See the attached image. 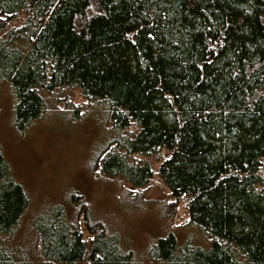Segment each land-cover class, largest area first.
<instances>
[{"label":"trees","instance_id":"trees-1","mask_svg":"<svg viewBox=\"0 0 264 264\" xmlns=\"http://www.w3.org/2000/svg\"><path fill=\"white\" fill-rule=\"evenodd\" d=\"M0 80L19 132L42 117L45 93L105 104L101 173L138 189L156 173L211 238L170 232L151 259L264 264V0H0ZM29 206L0 144V264H32L6 245ZM85 225L87 237L60 205L34 218L41 259L138 264L101 222Z\"/></svg>","mask_w":264,"mask_h":264},{"label":"rangeland","instance_id":"rangeland-1","mask_svg":"<svg viewBox=\"0 0 264 264\" xmlns=\"http://www.w3.org/2000/svg\"><path fill=\"white\" fill-rule=\"evenodd\" d=\"M16 100L10 84L0 80V144L13 176L30 196L29 209L6 244L14 254H24L32 264H50L39 256L32 224L56 205L85 237L90 236L86 216L101 222L138 264H165L148 251L170 232L180 244H210L211 238L190 221L185 201L174 198L156 173L142 189L101 173L97 155L114 134L105 104L87 102L77 88L45 93L42 117L19 132L13 122ZM142 160L157 172L159 160Z\"/></svg>","mask_w":264,"mask_h":264}]
</instances>
